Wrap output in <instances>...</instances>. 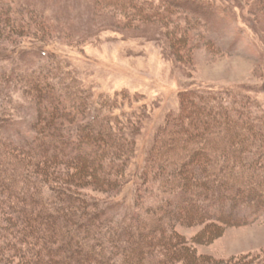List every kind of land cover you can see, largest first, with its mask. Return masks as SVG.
Listing matches in <instances>:
<instances>
[{"label":"trees","instance_id":"trees-1","mask_svg":"<svg viewBox=\"0 0 264 264\" xmlns=\"http://www.w3.org/2000/svg\"><path fill=\"white\" fill-rule=\"evenodd\" d=\"M3 55L0 51V214L21 224L22 234L0 227V264L19 253L21 264H176L171 257L186 248L176 245V228L169 230L166 220L173 215L195 208L203 218L227 212L248 219L264 211V110L253 109L248 100L228 105L215 90L188 99V114L182 111L175 125L169 122L158 141L164 154L148 162L136 195L127 193L117 205L116 199L61 182L51 175L50 162L78 161L105 187L124 188L132 181L125 167L137 141L124 126H113L124 112L107 109L113 102L108 94L96 105L91 90L66 77L58 83L53 75L59 67L50 61L24 69L6 64ZM14 77L41 118L26 139L6 132L19 124ZM122 204L127 210L115 209ZM248 210L250 215H241ZM158 246L165 249L158 253Z\"/></svg>","mask_w":264,"mask_h":264},{"label":"rangeland","instance_id":"rangeland-1","mask_svg":"<svg viewBox=\"0 0 264 264\" xmlns=\"http://www.w3.org/2000/svg\"><path fill=\"white\" fill-rule=\"evenodd\" d=\"M2 4L0 51L5 63L26 69L51 62L59 67V76L53 75L58 83L66 77L91 90L96 105L105 103L108 94L113 102L107 109L124 112L113 121L114 128L124 126L127 136L137 140L125 167L132 181L122 189L105 187L78 161L50 162L51 175L81 186L91 196L116 199L117 205L127 193L135 196L148 162L155 163L164 154L158 141L168 123L175 125L182 111L186 114L191 108L187 100L200 97L201 91L219 92L228 105L248 100L253 109L264 110V0H5ZM42 52L59 57L48 59ZM13 79L18 88V78ZM18 89L14 108L19 124L6 132L10 138L26 139L41 118L35 104ZM117 98L119 107L114 105ZM150 178L156 184L155 175ZM127 204L114 207L124 212ZM248 211L241 215L248 216ZM197 212L194 208L166 220L169 230L174 227L179 233L176 245L186 248L171 257L176 264L264 263V211L248 219L227 212L203 218ZM0 227L22 234L21 224L4 214ZM162 248L157 247L158 253ZM1 261L21 264L24 257L10 254Z\"/></svg>","mask_w":264,"mask_h":264}]
</instances>
